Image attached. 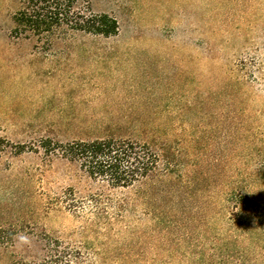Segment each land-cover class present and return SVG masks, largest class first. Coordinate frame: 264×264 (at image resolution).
<instances>
[{"label": "rangeland", "instance_id": "rangeland-1", "mask_svg": "<svg viewBox=\"0 0 264 264\" xmlns=\"http://www.w3.org/2000/svg\"><path fill=\"white\" fill-rule=\"evenodd\" d=\"M88 2L117 35L45 48L0 0V264L217 261L231 196L264 208V0ZM107 137L173 173L111 188L39 147Z\"/></svg>", "mask_w": 264, "mask_h": 264}, {"label": "trees", "instance_id": "trees-1", "mask_svg": "<svg viewBox=\"0 0 264 264\" xmlns=\"http://www.w3.org/2000/svg\"><path fill=\"white\" fill-rule=\"evenodd\" d=\"M11 24L9 34L12 38L35 40L45 48L73 34L108 38L117 35L119 30L115 18L92 12L88 0H19ZM39 147L45 153H56L78 164L90 179L106 182L111 188H128L149 178L161 185L175 167L169 152L165 153L164 165L160 167L156 150L147 143L129 138L107 137L67 143L41 140ZM228 201H232L233 210L228 219V232L216 247L218 260H202L201 263L264 264V208L252 207L249 198L237 194ZM52 257L58 261L60 255Z\"/></svg>", "mask_w": 264, "mask_h": 264}, {"label": "clouds", "instance_id": "clouds-1", "mask_svg": "<svg viewBox=\"0 0 264 264\" xmlns=\"http://www.w3.org/2000/svg\"><path fill=\"white\" fill-rule=\"evenodd\" d=\"M21 240H26V238H25V237H23V236H21Z\"/></svg>", "mask_w": 264, "mask_h": 264}]
</instances>
